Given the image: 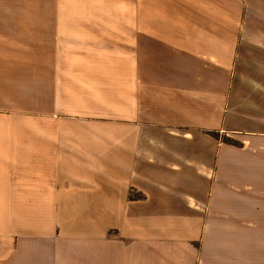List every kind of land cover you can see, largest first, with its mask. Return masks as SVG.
I'll list each match as a JSON object with an SVG mask.
<instances>
[{"label":"crops","instance_id":"1","mask_svg":"<svg viewBox=\"0 0 264 264\" xmlns=\"http://www.w3.org/2000/svg\"><path fill=\"white\" fill-rule=\"evenodd\" d=\"M25 5L0 3V264H264V0Z\"/></svg>","mask_w":264,"mask_h":264},{"label":"rangeland","instance_id":"2","mask_svg":"<svg viewBox=\"0 0 264 264\" xmlns=\"http://www.w3.org/2000/svg\"><path fill=\"white\" fill-rule=\"evenodd\" d=\"M42 1H48V0H42ZM254 2V4L257 3V0H252ZM1 2H8V3H12V2H21V3H24L26 4L25 5V9H24V13L26 16H30L31 14V5L33 2H36V0H0V3ZM259 7H254V9L250 10V14H252V18L253 19V22L252 24L249 25V31H248V35L250 37H253L254 41V46L256 47V43H257V34H260V35H264V10L262 9H258ZM251 17V15H250ZM248 36H245V38L247 39ZM250 44H252V42H250ZM259 44L261 45H264V41H261L259 42ZM251 48V46L249 47ZM248 48V49H249ZM249 54L251 55V50L249 52Z\"/></svg>","mask_w":264,"mask_h":264},{"label":"trees","instance_id":"3","mask_svg":"<svg viewBox=\"0 0 264 264\" xmlns=\"http://www.w3.org/2000/svg\"><path fill=\"white\" fill-rule=\"evenodd\" d=\"M224 142L227 143V144H232V145H236V146L239 145V143L234 142L233 140H231V139H229V138H225V139H224Z\"/></svg>","mask_w":264,"mask_h":264}]
</instances>
